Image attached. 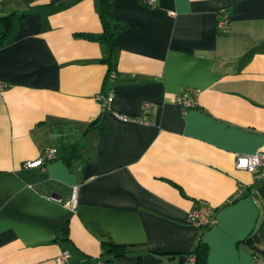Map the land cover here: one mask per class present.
Segmentation results:
<instances>
[{"label": "crops", "instance_id": "crops-1", "mask_svg": "<svg viewBox=\"0 0 264 264\" xmlns=\"http://www.w3.org/2000/svg\"><path fill=\"white\" fill-rule=\"evenodd\" d=\"M111 11L104 84L106 45L81 36L102 30L98 0H0V264H57L63 249L62 264H187L200 235L205 264L264 259V179L233 165L264 145V0H111ZM102 90L145 121L103 109ZM191 90L183 112L175 95ZM47 146L54 159L23 167ZM200 199L217 219L203 230L187 220Z\"/></svg>", "mask_w": 264, "mask_h": 264}, {"label": "built area", "instance_id": "built-area-1", "mask_svg": "<svg viewBox=\"0 0 264 264\" xmlns=\"http://www.w3.org/2000/svg\"><path fill=\"white\" fill-rule=\"evenodd\" d=\"M146 3L150 5H154L156 0H145ZM229 22V13L228 12H220L217 26L219 29L224 30ZM196 94V90L191 91H182L175 95V102L178 103L183 112H185L188 108H191L197 104L196 99L194 97ZM101 106L103 109L111 110L112 109V101H113V93L109 92L106 95H100ZM148 106V103L145 104ZM113 113L122 121H145L144 119H139L135 116L124 115L113 111ZM57 155V148L55 146H47L41 156L34 160H26L23 162L24 168H31L35 166L42 167L47 161L54 159ZM233 165L236 169H242L249 171L253 174L256 179H264V145H261L255 152L253 153H240L236 152L234 154ZM67 205L71 209H75L77 205V187L73 186L72 193L70 198L66 201ZM187 220L188 222L198 228H208L214 225L217 221L216 216L213 214L212 206L204 199H200L198 203L190 208L187 212ZM69 258V250L63 249L60 254L56 258L57 264H62L67 262ZM192 261V258H190ZM111 260H104L100 256L88 261L84 264H112ZM255 264H264V259L256 258Z\"/></svg>", "mask_w": 264, "mask_h": 264}, {"label": "trees", "instance_id": "trees-1", "mask_svg": "<svg viewBox=\"0 0 264 264\" xmlns=\"http://www.w3.org/2000/svg\"><path fill=\"white\" fill-rule=\"evenodd\" d=\"M98 14L101 20L102 30L98 33H82L81 36L86 37L90 40H96L105 43L106 45V55L101 59L103 62L107 63V72L105 74L103 83L106 84L109 82L110 75L115 72V60L114 56V44H113V35L115 29L119 25V22H116L111 11V0H98ZM15 16L14 13H11L5 17H2L4 20V25H8ZM101 95H106L104 90L101 91ZM96 120L91 122L89 125L96 124ZM99 125V124H98ZM75 146L72 145V148H69V151H75ZM58 152V150H57ZM69 155V154H68ZM200 229H206L201 228ZM206 244L202 241L201 235L198 237L194 249L187 253V264H205V254H206ZM108 250L114 254H120L125 250L124 246H113L105 245L102 254H105ZM192 258V261L190 260ZM104 260H110L104 258ZM87 263V262H86Z\"/></svg>", "mask_w": 264, "mask_h": 264}]
</instances>
